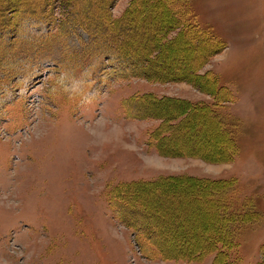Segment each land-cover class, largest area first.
Segmentation results:
<instances>
[{"label":"rangeland","instance_id":"1","mask_svg":"<svg viewBox=\"0 0 264 264\" xmlns=\"http://www.w3.org/2000/svg\"><path fill=\"white\" fill-rule=\"evenodd\" d=\"M65 1L48 0V25L31 28L22 36L27 45L16 52L7 46L21 33L9 28L8 43L0 36V81L6 88L0 91V264H264V0H165L152 9L148 31L139 29L134 36L142 46L155 32L162 34L161 23H187L215 36L214 47L225 46L206 60L199 75L211 73L231 93V100L217 106L236 133L237 153L229 163L224 160L227 138L210 116L202 114L199 122L177 120L183 113L168 110L173 101L213 103L204 91L214 89L209 80L190 76L189 82L177 75L185 64L204 62L210 41L191 36V41L198 39L192 46L182 37L175 50H163L159 72L168 75L164 82L118 81L111 69L94 78L101 52L121 45L114 42L120 37L103 35L98 41L97 34L92 37L77 25L58 30L64 11H70ZM87 1L80 0L84 15L78 18L97 19L103 12L84 9ZM132 1L115 0L113 17L119 18ZM143 1L140 8L147 12L157 0ZM83 53L89 64L73 58ZM92 55L95 61L89 62ZM87 66L91 70H80ZM154 98L162 104L155 107ZM182 120L179 129L172 128L179 142L167 140L168 152L149 145L160 124L168 132V125ZM218 158L223 160L212 161ZM182 175L236 182L230 200L255 210L236 235L226 237L235 242L227 249L228 259H222L226 263L209 252L192 261L161 259L147 246L154 240L165 252H180L224 239L210 189L199 193L194 186L192 196L182 183L156 197L148 193L129 200L132 208L145 212L141 217L122 214L139 234L108 203L111 191L126 182L158 181L161 187L163 178ZM194 196L198 201H191Z\"/></svg>","mask_w":264,"mask_h":264},{"label":"trees","instance_id":"2","mask_svg":"<svg viewBox=\"0 0 264 264\" xmlns=\"http://www.w3.org/2000/svg\"><path fill=\"white\" fill-rule=\"evenodd\" d=\"M23 0H0V36H3V39H6L5 41L8 43V40H11V37L9 36V28H13L14 32L20 36L19 40H15V43L13 41L12 45H8V49L12 52H16L18 48L24 47L27 45L25 43L26 41L22 40V36L27 35L31 28L40 27V29H45L47 24V16L44 17V12H47L48 8V0H37V4L34 3V5L31 3H25L22 2ZM100 4L98 3V0H88L86 2V5L84 9L88 10L91 8H100L103 12L102 15L99 13L97 15V19L94 17H91L90 20L85 18H78V15H84L83 14V8L81 7L80 0H67L64 3L67 5L68 11L67 13H63V19L60 20L59 25L57 26V29L60 31L65 30L66 28H72L74 25L83 27L86 31H88L89 35L94 37V35L97 34V37H99V40L103 38V35H113L115 37H120V41H114L117 44L121 42V45H117L116 47L112 49H108L107 52L102 51L101 56L99 59L98 68H96L98 71L96 72L97 77L98 73L105 74L106 71L111 69L110 75L111 78L116 80H128L130 78H142V79H148L152 81H165V77L167 78L168 75L164 72H159L161 69L160 64V56L163 50H173L176 48L175 46L178 45V42L181 41V38H185V43L194 46L196 43V39L194 41H191V36L193 37H199L202 38L203 41L201 42H207L210 41V49H207L204 51V62H202L199 65H193L190 62V65L185 64L183 66V71L180 72V70L177 71L178 77L176 79L182 80L185 78V81H189L193 77V79H198L205 81L208 83L207 80L212 84L213 91H206L213 97V103H205V102H198V103H189V102H176L173 101L172 104L169 107L170 115H178L182 114L180 117H178L177 120H180V118L183 119H193L197 122L202 121L205 116H202V114H205L207 116H210L217 124V128L220 129L222 136H226L227 141L225 146L227 145L228 150L224 149L225 154V162H233L237 150H236V133L234 130L230 127H228L226 122H228L225 118L221 117L220 113L217 111V106H220L223 102H226L227 100H231L232 96L229 90H227L224 87L220 86L219 80L217 77L212 75L211 73H205V75H199L200 69L203 68V65L206 63V60L211 58L213 55L220 53L223 51L225 46L223 47H214L216 39L215 36L209 35L208 33L204 32L203 29L198 28L197 26H193L187 23L182 24L181 26H170L162 24L159 25L161 33L153 34V39L151 42L146 43L145 45L138 46L136 44L134 36L137 34H140L141 31L139 29H146L148 31V24H151V21L149 20L151 16V11L154 9H157L158 6H160V2L165 3V0H157L156 3L152 4L151 6H154L155 8L151 7L149 11L145 12L143 11V8H140L141 3H143V0H133L127 8L123 11L122 15L119 18H114L112 14L111 8L113 7V4L115 0H99ZM68 3V4H67ZM153 9V10H152ZM186 15V14H185ZM168 17V16H167ZM166 17V18H167ZM95 19V20H93ZM190 19V16L189 18ZM146 20V22H144ZM165 22V21H164ZM166 23V22H165ZM153 24V23H152ZM180 28L178 34L176 37H172L173 32ZM16 38V37H15ZM22 40V41H21ZM198 40V39H197ZM24 41V42H23ZM94 41V39H93ZM158 44V45H157ZM159 48V50H157ZM175 50V49H174ZM83 54H74L73 58L81 59L82 65H86L88 63L83 60ZM170 55L172 56L173 53L170 52ZM169 56V53L166 55ZM165 56V58H166ZM175 56V54L173 55ZM114 60H117L114 62ZM95 61V57L93 55L91 56V61ZM108 62L110 68H105V63ZM118 61L125 62L126 64L122 67H119ZM184 61V60H183ZM162 62V61H161ZM89 64V63H88ZM136 64L137 66L135 68H132L131 66ZM91 68L90 66H87L86 69L81 68L80 70H85V72L91 70L88 69ZM118 68V69H117ZM197 68V69H196ZM82 74V71H80ZM30 79H32V73H30ZM186 74V76H185ZM188 75V76H187ZM165 76V77H164ZM107 80L109 77H107ZM29 79V80H30ZM84 80V79H83ZM190 82V81H189ZM2 81H0V91H6V88L3 86ZM6 86V85H5ZM225 95V96H224ZM137 101L138 97L136 98ZM136 101V102H137ZM132 102V101H130ZM152 103H155V107L158 104H162V101H157L154 99H151ZM2 104V103H1ZM160 106V105H158ZM127 116L134 117L131 115L130 111L125 108ZM2 110L0 111V116L2 115ZM168 116V113L166 114V118ZM169 118V117H168ZM165 119V118H163ZM172 121H175L173 119ZM171 121V122H172ZM184 120L180 121L176 126H169V131L167 132L165 127H163V124H160L153 132H151V138L149 140V145L157 150L158 153L168 152L166 150L168 145L167 140L173 139L174 129H179L180 124H182ZM176 136V134H175ZM174 144L175 142H179V140L176 141V138L173 140ZM226 148V147H225ZM173 151L172 148L170 152ZM185 157L188 156V153L185 152ZM227 158V159H226ZM222 158H218L216 160H212L213 162H219L222 161ZM211 161V160H210ZM162 185L161 187L157 186V182L148 181H135V182H126V184H122L117 186L114 190L111 191L110 198H109V205L113 209V211L116 214V217H118L122 223L127 225L128 227H132V229L136 230V233L139 234L136 226L132 225L131 222L125 221L123 217V213H126L127 215H133V216H145V212H142L141 210L132 208V206L129 203V200L135 201V197H143L147 195L148 193L151 194V196H159L163 193H166L168 191H174L175 186L177 187L179 184L185 183L186 187H181V189L186 190L190 192V194L193 196V192L196 193H203L204 191L210 189L211 193L214 194V198L211 200L217 209L216 216L217 220H221V223L224 225V233H221V236L224 237V239H211L210 242L207 243L206 246L199 245L195 248L190 249H183L180 252H174L170 251L165 252L162 249V246L159 247L157 242L150 239L151 242L148 243L149 253H153V257H159L161 259H171V260H185V261H192L196 260L200 257L205 256L208 252L209 253H215L216 259H219L220 261L225 258L228 259L227 256V249H229L235 242L233 240H229L226 237H229L228 235L234 236L238 232V227L242 225V221L245 219L244 217L247 216L248 213L252 214L255 213L253 207L251 210H248L246 207V202L243 203H237L235 205L230 199H232L236 189L237 185L236 182L230 181V180H224V179H218V180H212L208 178H198V177H192V176H173V177H165L162 179ZM194 186L196 189L194 190ZM166 190V191H165ZM198 193V194H199ZM187 194V193H186ZM185 194V195H186ZM197 197L194 196L191 201H198L196 199ZM235 200V199H233ZM247 209V211H246ZM151 216V215H150ZM152 217V216H151ZM138 230V231H137ZM219 235V233H218ZM220 237V236H219ZM148 240V239H147ZM148 240V241H149ZM146 241V240H145ZM141 246V245H139ZM222 262L226 263V261Z\"/></svg>","mask_w":264,"mask_h":264}]
</instances>
